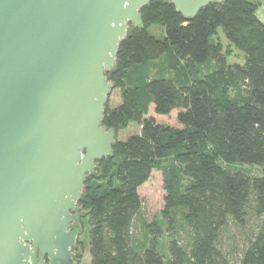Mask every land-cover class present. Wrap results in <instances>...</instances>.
Instances as JSON below:
<instances>
[{"label": "trees", "instance_id": "obj_1", "mask_svg": "<svg viewBox=\"0 0 264 264\" xmlns=\"http://www.w3.org/2000/svg\"><path fill=\"white\" fill-rule=\"evenodd\" d=\"M260 4L210 3L192 19L167 0L141 8L143 26H130L115 68L106 72L122 95L117 106L106 103L102 121L116 131L137 123L141 131L116 139L113 155L98 161L100 176L85 179L79 201L90 226L91 264H264ZM152 25L164 27L165 37L151 34ZM220 27L244 52L243 64H228L221 45L211 43ZM212 61L214 68L201 70ZM237 164L263 172L252 175ZM154 174L164 205L149 219L141 188ZM233 226L243 232L234 251L226 246ZM78 246L74 264L84 256L80 238Z\"/></svg>", "mask_w": 264, "mask_h": 264}, {"label": "water", "instance_id": "obj_2", "mask_svg": "<svg viewBox=\"0 0 264 264\" xmlns=\"http://www.w3.org/2000/svg\"><path fill=\"white\" fill-rule=\"evenodd\" d=\"M151 0H0V264H74L79 201L117 131L120 42ZM185 18L224 0H167Z\"/></svg>", "mask_w": 264, "mask_h": 264}, {"label": "rangeland", "instance_id": "obj_3", "mask_svg": "<svg viewBox=\"0 0 264 264\" xmlns=\"http://www.w3.org/2000/svg\"><path fill=\"white\" fill-rule=\"evenodd\" d=\"M261 3L260 0H257ZM258 16L260 17L261 20L264 21V0H262V3L260 4V8L258 10ZM149 31L151 34L158 38H164L166 35L164 27L160 25H152L149 28ZM211 43H214L216 45H221L223 52L225 53L226 57V62L228 64H233V63H244V52L236 47H233L229 45V40L226 37V34L224 33L223 29L220 27L218 29L217 34L212 36L210 38ZM164 59L161 58L160 60H157L154 62V67L152 68V73H155L156 69L161 65V61ZM216 65L215 61H212L209 63V65H204L201 67L202 71H206L209 69L214 68ZM111 89V92L108 94V100L107 102L109 103L110 107H115L121 102V95H122V88L118 86H114ZM160 120L165 119L167 116H159ZM141 131V126L137 123H128L127 125L121 127L117 131V137L116 139L118 140H125L131 135L138 134ZM98 165V162H97ZM100 167V166H99ZM235 167L241 168L252 175H259L263 172V168L254 166V165H248V164H237ZM101 169L97 172L96 175H93L94 177L100 176ZM110 179L112 180V183H114V177L111 175ZM111 183V184H112ZM141 195L144 200V209L147 213V217L149 219H153L156 216H160V211L164 205L163 202V197H164V191H163V186L161 184V178L158 174H154L153 178L144 185L141 188ZM84 226H83V232L80 235V239L84 241V251H83V259L81 264H90L91 256L89 252V223L87 217L83 218ZM243 232L237 228L236 226H233L231 228V232H229L226 236L227 242L226 246L228 250L234 251L233 246L239 244L242 242V234ZM237 240V241H236ZM234 241L237 242V244H234ZM164 251L166 252V255L168 256L167 252V247H163ZM236 249V248H235Z\"/></svg>", "mask_w": 264, "mask_h": 264}, {"label": "crops", "instance_id": "obj_4", "mask_svg": "<svg viewBox=\"0 0 264 264\" xmlns=\"http://www.w3.org/2000/svg\"><path fill=\"white\" fill-rule=\"evenodd\" d=\"M261 1V3H262V0H260ZM90 264H91V260H90Z\"/></svg>", "mask_w": 264, "mask_h": 264}]
</instances>
